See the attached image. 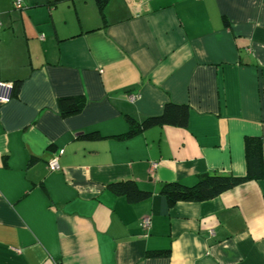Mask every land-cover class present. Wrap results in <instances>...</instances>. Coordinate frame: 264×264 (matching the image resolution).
Returning <instances> with one entry per match:
<instances>
[{
    "label": "crops",
    "instance_id": "0c3cea01",
    "mask_svg": "<svg viewBox=\"0 0 264 264\" xmlns=\"http://www.w3.org/2000/svg\"><path fill=\"white\" fill-rule=\"evenodd\" d=\"M54 1L0 0V264H264V178L161 193L244 175L247 136L264 161V0ZM167 102L186 127L127 134Z\"/></svg>",
    "mask_w": 264,
    "mask_h": 264
},
{
    "label": "trees",
    "instance_id": "16d2710c",
    "mask_svg": "<svg viewBox=\"0 0 264 264\" xmlns=\"http://www.w3.org/2000/svg\"><path fill=\"white\" fill-rule=\"evenodd\" d=\"M59 1L55 0L54 2ZM106 0H98L101 8ZM20 81L12 83V89L17 91ZM81 105L79 100L63 97L58 100V107L63 115L76 112ZM189 109L186 104H174L167 102L163 105L159 114L144 117L140 123L129 128L127 134H133L154 126L170 125L175 127H186L188 123ZM246 172L244 175L223 174L218 172L206 173L198 177L193 185H185L180 182H169L163 184L161 193L166 196L169 205L174 202L203 201L218 196L249 180L264 178V161H262L260 140L257 137L247 136L244 142ZM110 188L118 194H124L128 201L141 200L150 192L142 190L134 181H121L111 183Z\"/></svg>",
    "mask_w": 264,
    "mask_h": 264
},
{
    "label": "built area",
    "instance_id": "2783aa9c",
    "mask_svg": "<svg viewBox=\"0 0 264 264\" xmlns=\"http://www.w3.org/2000/svg\"><path fill=\"white\" fill-rule=\"evenodd\" d=\"M13 5H14V8H16V9H22L23 8L22 0H13ZM0 28H1V23H0ZM0 85H6V86L11 87L10 82H0ZM6 100H7V98L0 96V102H4ZM58 152L60 154L62 152V150H59ZM48 166L51 170H59L60 166L58 164L57 155L49 162ZM155 166H156V164L154 163L152 165V168ZM140 227L143 230L144 235H147L148 230L150 228L149 218H147V217L143 218L140 222Z\"/></svg>",
    "mask_w": 264,
    "mask_h": 264
}]
</instances>
